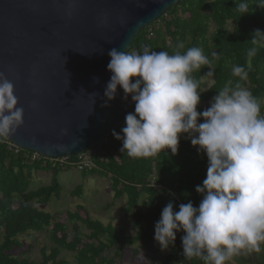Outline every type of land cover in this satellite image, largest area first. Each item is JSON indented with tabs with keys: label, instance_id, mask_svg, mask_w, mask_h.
I'll return each mask as SVG.
<instances>
[{
	"label": "trees",
	"instance_id": "trees-1",
	"mask_svg": "<svg viewBox=\"0 0 264 264\" xmlns=\"http://www.w3.org/2000/svg\"><path fill=\"white\" fill-rule=\"evenodd\" d=\"M254 3L255 0H249L250 12L242 15L235 9V0H178L164 15L139 31L128 52L149 46L173 54L196 46L209 57L213 51L220 54L206 89L202 87L211 69L202 66L193 73L201 90L198 112L208 108L219 89L238 80L232 75L235 65L250 63L249 78L241 83L259 99L264 114V46L250 60L246 55L254 31H264V9ZM181 42L183 49L177 47ZM134 108L133 105L130 113H134ZM202 122V118L198 120ZM125 126L124 118L87 149L84 153L90 155L91 165L80 170L76 166L78 155L67 156L61 162L45 157L33 159L32 151H16L7 141L0 143V264H68L66 258L59 257L62 251L73 254L74 264H122L126 247L131 249L130 258L145 251L143 264H202L199 259H185L182 231L176 233L174 245L164 251L154 234L155 224L169 202L174 204V211L188 202L199 206L201 196L195 189L206 178L207 156H201L188 134L182 133L176 154L166 149L148 158H129L120 151L122 141L112 134L115 130L122 135ZM70 170L79 171L82 178L96 175L109 180L112 200L126 197L124 212L132 217L137 227L135 233L126 234L122 228L93 217L82 203L63 213L40 209L38 204L60 198L62 185L58 174ZM38 171L50 172V181L31 189L33 174ZM69 192L81 198L83 185L78 184ZM111 205L106 204L104 209ZM28 231L44 232L51 243L40 248L38 262L25 256L31 246L20 254L13 253L22 246L20 236ZM71 232L73 236L69 238Z\"/></svg>",
	"mask_w": 264,
	"mask_h": 264
},
{
	"label": "clouds",
	"instance_id": "clouds-1",
	"mask_svg": "<svg viewBox=\"0 0 264 264\" xmlns=\"http://www.w3.org/2000/svg\"><path fill=\"white\" fill-rule=\"evenodd\" d=\"M242 15L250 12L249 0H235ZM254 5L264 9V0ZM241 15V16H242ZM106 22V21H105ZM249 60L264 46V31L256 29ZM183 49L181 42L177 45ZM108 70L112 73L105 88L107 101L115 99L118 86L124 99L135 104L134 113L125 117L120 151L129 158H148L170 149L178 152L180 134L186 133L198 152L206 154L208 167L198 207L191 202L174 211L169 202L155 224L154 239L162 251L181 237L186 260L202 264H231L234 257L259 253L264 246V114L259 99L243 86L251 64L235 65L232 75L238 80L218 90L210 107L197 111L200 103L199 81L193 76L202 66L213 75L212 66L220 58L211 57L192 46L184 52L169 54L142 46L139 51L123 52L112 48ZM133 78H135L133 82ZM14 85L0 73V143L14 135L24 123V109L17 107ZM203 119L202 123L198 120ZM85 152V151H84Z\"/></svg>",
	"mask_w": 264,
	"mask_h": 264
},
{
	"label": "water",
	"instance_id": "water-1",
	"mask_svg": "<svg viewBox=\"0 0 264 264\" xmlns=\"http://www.w3.org/2000/svg\"><path fill=\"white\" fill-rule=\"evenodd\" d=\"M177 1L0 0V73L24 109L9 141L60 158L102 140L135 106L119 86L104 106L109 51L127 52Z\"/></svg>",
	"mask_w": 264,
	"mask_h": 264
},
{
	"label": "rangeland",
	"instance_id": "rangeland-1",
	"mask_svg": "<svg viewBox=\"0 0 264 264\" xmlns=\"http://www.w3.org/2000/svg\"><path fill=\"white\" fill-rule=\"evenodd\" d=\"M210 83L211 75H207L202 88L206 89ZM210 105L211 103H209L208 107H210ZM196 149L198 150V146H196ZM199 153L201 156H206L203 152ZM50 178V172L38 171L33 174L30 188L35 189L41 184H47L49 183ZM58 180L62 185L60 198H52L46 204H38L37 206L40 209L50 212L57 211L63 213L67 209H74L76 204L82 203L87 207L93 217L100 219L104 223L110 222L117 228H122L126 234H133L137 230V227H135L132 223V217L124 212L126 197L124 196L114 201L112 200L113 192L110 187L109 180L96 175L82 178L80 172L77 170L60 172L58 174ZM78 184L83 185L84 193L81 198L73 196L69 192ZM200 196L202 200V194H200ZM108 203H112V205L107 209H104V206ZM140 208H142V204H140ZM72 236L73 233L71 232L69 234V238ZM20 241L22 246L20 248H15L13 253L20 254V252L26 251L31 246L25 256L36 262L40 261L41 258L40 248L42 246L49 247L51 245L44 232L28 231L20 236ZM130 252L131 249L126 247V258L122 264H143L146 262L145 251L141 250L134 258H130ZM59 257L66 258L69 261L68 264H74L73 254L68 251H62ZM231 264H264V246H262V251L259 253H242L241 255L234 257Z\"/></svg>",
	"mask_w": 264,
	"mask_h": 264
},
{
	"label": "built area",
	"instance_id": "built-area-1",
	"mask_svg": "<svg viewBox=\"0 0 264 264\" xmlns=\"http://www.w3.org/2000/svg\"><path fill=\"white\" fill-rule=\"evenodd\" d=\"M7 143L10 144L13 148H15L16 151L19 150V149H21V148L15 146V145H13V144L11 143V141H9V140H7ZM77 155H78V157H77V158H78V161H77V163H76L77 169L80 170V169H82V168H84V167H88V166L91 165V159H90V155H89L88 153H84V152H82V153H79V154H77ZM36 157H42V156H40V155H39L38 153H36V152H33V154H32V158L34 159V158H36ZM66 157H67V156H66ZM66 157L51 158V159H54V160H56V161L61 162V161L65 160ZM179 254H180V253H179Z\"/></svg>",
	"mask_w": 264,
	"mask_h": 264
}]
</instances>
